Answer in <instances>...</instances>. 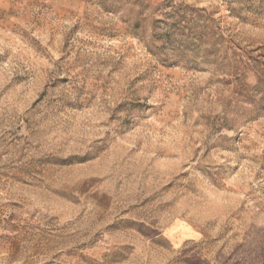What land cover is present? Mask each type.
<instances>
[{
  "label": "rangeland",
  "instance_id": "obj_1",
  "mask_svg": "<svg viewBox=\"0 0 264 264\" xmlns=\"http://www.w3.org/2000/svg\"><path fill=\"white\" fill-rule=\"evenodd\" d=\"M0 264H264V0H0Z\"/></svg>",
  "mask_w": 264,
  "mask_h": 264
}]
</instances>
